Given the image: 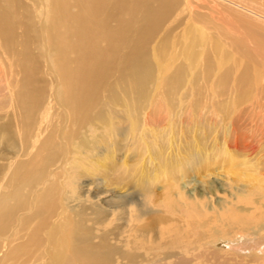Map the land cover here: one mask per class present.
I'll list each match as a JSON object with an SVG mask.
<instances>
[{
    "label": "rangeland",
    "instance_id": "obj_1",
    "mask_svg": "<svg viewBox=\"0 0 264 264\" xmlns=\"http://www.w3.org/2000/svg\"><path fill=\"white\" fill-rule=\"evenodd\" d=\"M38 2L12 0L13 48L8 49L0 36V124L21 133L18 99L23 65L30 70L31 86L40 89L32 132L36 135L40 129L41 135L38 139L31 136L27 142L29 150L35 146L29 153L33 155L70 117L60 105L61 80L42 30L46 8ZM206 2L186 8L182 0L157 32L133 44L127 38L125 45L145 42L150 63V73L143 81L145 93L136 102L138 114L133 118L137 128L134 132L129 129L128 106L134 103V96L124 92L115 67L92 112L93 117L105 119V129L97 125L92 126L94 131L84 126L71 128L76 143L88 140L90 159L81 160L85 151L77 155L73 150L71 165H66L74 171L73 177L63 175L59 190L65 201L78 191L111 213L123 197L139 204L144 193L153 199L151 211L170 205L177 215L185 209L183 214L190 219L200 210L201 218L190 220L194 226L196 221L208 226L194 227L193 240L216 228L223 233L192 248L199 254L192 264H264V231L250 235L256 225L264 224V39L248 32L244 25L250 22L245 18L248 13L238 14L231 0ZM190 44L194 45L191 51ZM121 52H126L125 47ZM63 154L59 151V156ZM25 159L21 156L15 161ZM8 163V159H0V167L7 168ZM84 167L90 175L82 173ZM194 201H198L195 209L183 206V202L189 207ZM226 212L229 214L224 216ZM209 216L214 220H208ZM111 219L116 223L113 228L120 224L118 217ZM148 219L143 216L136 224ZM185 222L165 225L162 230L177 226L189 231ZM241 225L252 232L239 230ZM29 234L24 232L19 242L28 244ZM230 240L233 242L228 244ZM230 246L256 249L237 252ZM31 248L29 245L26 251ZM7 249L2 250L1 259ZM116 258L119 262V256ZM15 260L4 262L13 264Z\"/></svg>",
    "mask_w": 264,
    "mask_h": 264
},
{
    "label": "bare ground",
    "instance_id": "obj_2",
    "mask_svg": "<svg viewBox=\"0 0 264 264\" xmlns=\"http://www.w3.org/2000/svg\"><path fill=\"white\" fill-rule=\"evenodd\" d=\"M39 1L46 8L42 30L63 89L60 105L70 117L63 121L66 123L64 126L57 125L60 126L57 130L60 146L54 141L57 134H50L34 155L29 154L35 148L32 144L29 150V138L38 139L41 135L40 129L36 135L32 132L40 105V89L31 86L30 70L23 65L24 80L18 99L22 110L21 133L14 131L11 125L0 124V159L9 160L7 168L0 167V255L3 249L8 248L4 258H0L3 260L0 264H6L4 261L11 263L14 259L13 264H192L199 258V254L192 250L203 244L205 238L223 233L216 228L193 240L196 234L194 227L204 229L208 226L198 221L196 226L193 225L194 220L201 218L200 210L189 217L194 220L185 218V209L179 210L177 215L171 211L170 205L151 211L148 208L153 199L149 193H144L139 204L123 197L121 202L112 206L111 213L78 191L69 192L71 196L65 201L59 190V180L63 175L73 177L71 166L66 167L71 165L74 157L71 152L75 150L78 155L83 150L84 157L79 158L84 161L90 159L88 140L76 143L77 135L71 128L84 126L94 131L92 126L97 125L105 129V119H101V115L93 117L92 112L115 67L124 92L130 98L134 96V103L128 106V118L132 122L130 131L136 130L138 121L133 118L138 114L136 102L145 93L143 81L150 73V63L145 42L132 44L157 32L177 12L182 0ZM200 1L201 4L207 3V0H185V6L192 8L195 3L200 5ZM11 2L0 0V36L8 49L13 48L16 28ZM230 4L238 14L248 13L245 18L250 22H244V25H248L251 35L263 40L264 0H231ZM127 38L132 44L125 45ZM193 46L190 44L189 51ZM123 47L126 52H121ZM61 150L64 151L62 157L59 156ZM21 156L27 159L15 161ZM223 156L232 159L227 153ZM83 171L90 175L87 167ZM182 198L186 200L185 196ZM196 203L198 201L188 207L183 202V206L195 209ZM228 214L226 212L224 216ZM143 216L149 219L136 224V220ZM214 216L207 219L214 220ZM111 217H118L120 224L113 228L115 220ZM184 221L190 232L177 226L162 230L165 225ZM256 227L250 235L264 231V224ZM239 228L252 232L247 225ZM26 231H30L29 242L20 243L19 237L22 238ZM232 242L230 240L228 244ZM29 245L33 248L28 253ZM255 249V246L233 248L234 251L247 250L248 253ZM116 256H119V262L115 261Z\"/></svg>",
    "mask_w": 264,
    "mask_h": 264
}]
</instances>
